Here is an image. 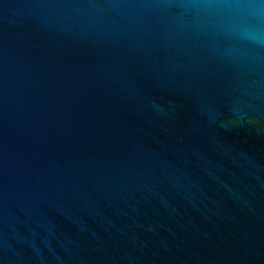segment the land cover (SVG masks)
<instances>
[{"label":"water","instance_id":"1","mask_svg":"<svg viewBox=\"0 0 264 264\" xmlns=\"http://www.w3.org/2000/svg\"><path fill=\"white\" fill-rule=\"evenodd\" d=\"M0 264H264V0H0Z\"/></svg>","mask_w":264,"mask_h":264}]
</instances>
